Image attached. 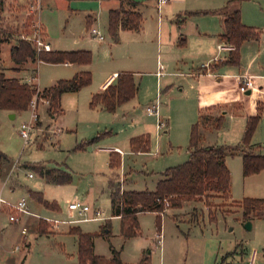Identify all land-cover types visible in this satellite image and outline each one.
I'll return each mask as SVG.
<instances>
[{
	"label": "rangeland",
	"instance_id": "1",
	"mask_svg": "<svg viewBox=\"0 0 264 264\" xmlns=\"http://www.w3.org/2000/svg\"><path fill=\"white\" fill-rule=\"evenodd\" d=\"M5 1L4 13L0 16V26H3L4 31L12 34L9 40L12 45L16 42V38L25 32L27 4L32 0ZM48 1V5L43 6L42 13L50 25L47 27V32L52 38L53 48L68 51L90 50L93 52L96 67L104 66L110 54L109 45L115 42L107 30L108 10L99 9L97 0ZM116 1L110 2L115 4ZM134 1L142 3L141 12L146 30L120 32L118 40L127 46L126 39L142 37L144 43L151 44V67L145 68L144 72L154 70L153 60L156 62L157 56L161 61L165 59L161 45L159 49L156 46L157 18L163 19L166 25L163 37L173 40L176 34L185 35L187 29L196 28L200 19L211 14L206 12L219 10V8L212 9L215 8L212 6L226 4V0H170L159 10L158 0ZM121 6L128 11L137 9L130 4V0H121ZM242 7L248 12L257 9L264 13V0H242ZM90 9L94 10L97 20L88 27L86 12ZM93 28L105 34L106 39L103 42L91 35ZM1 57L5 72L8 76L12 75L10 68L14 64L7 42L2 45ZM63 69L61 65L39 64L35 71H31L33 70L31 68L23 75L29 76L28 81L35 76L33 84L38 83L43 88L50 84L51 78L57 74V71ZM170 79L172 84L168 91L164 88L165 83L163 90L161 86L158 90L155 78L146 76L144 82L140 83V100L137 98L131 100L130 103L121 105L115 112L90 111L88 103L82 105L78 112L72 102L66 101L63 105L64 115L57 116L56 120L53 117L54 121L48 115L47 104L40 102L39 120L29 145L24 144L20 129L24 123L30 122L32 110L18 113L15 119H11L8 112L0 111V151L9 158V161L3 163L7 173L12 170L9 185L15 181L20 186L17 189H24L27 186L37 188L46 198L56 199L63 209L61 215H53L43 208L39 211L41 216H49L53 220L68 219L69 213L75 219L93 217L91 212L83 217L78 212L68 213V204L74 201L99 210L102 219L83 220L76 225H80L84 232L96 234L94 251L107 259L111 258V245L119 251L122 250L121 258L124 264H140L145 257L151 260L148 264H231L237 263L246 255L245 253L255 249L259 251L256 264H264V210L260 209L251 217L249 221L253 226L252 229H247L248 221L244 218L242 207L239 206L245 198H264V170L245 176L242 153L227 157L232 181L230 201L225 204H221L224 201H217L211 213L203 203L167 210L162 218V244L158 243V217L154 212L139 215L140 236L124 242V238L120 235L121 220L112 216L111 211L109 189L111 179L114 178V182L122 191L126 176L129 179L125 184L126 190L154 191L158 181L164 178L162 175L166 169L181 165L189 159L191 130L198 120L193 101L194 91L189 84L184 83L186 81L184 77ZM182 89L185 91L184 95ZM157 104L158 113L150 115L147 108ZM208 126L211 127L210 124ZM208 126L206 132L210 129ZM58 128L60 132L56 136L53 135V130ZM142 132L150 136V152L137 154L130 152L129 134L137 136ZM224 135L215 133L214 138L221 142L230 134L226 132ZM97 137V141L87 150H76L78 144ZM234 140L232 142H235ZM115 147L121 148L126 153L122 154L121 167L113 176L114 172L109 167L110 153L105 149ZM28 164L38 165V169L44 165L45 168L54 171L55 168L68 171L72 182L61 186L46 184L36 169L26 166ZM125 172L129 174L126 175ZM30 173H33L34 178L29 177ZM7 191L5 190L4 197L9 195ZM19 193L21 191L18 190L15 195ZM15 195L13 201L9 200L10 202L14 203L16 202L14 200H18L19 197ZM7 213L6 209L0 212V230L2 229L0 257L10 252L6 258H11L18 264H79L76 239L68 234L32 240L33 246L25 254V247L22 244L18 245L22 239H20V226L10 222ZM212 216L215 218H211ZM108 223L111 230L110 239L102 234L104 226ZM26 227L29 233L42 227L46 231L59 229L46 223H28ZM16 245L20 247V251L14 252ZM24 251L25 253H22Z\"/></svg>",
	"mask_w": 264,
	"mask_h": 264
},
{
	"label": "trees",
	"instance_id": "2",
	"mask_svg": "<svg viewBox=\"0 0 264 264\" xmlns=\"http://www.w3.org/2000/svg\"><path fill=\"white\" fill-rule=\"evenodd\" d=\"M134 7L138 3L130 0ZM226 6L206 13H220L225 17V31L221 39L232 45L234 49L230 52L227 61L214 62L209 69L214 71L222 64L239 65L241 61L240 49L246 41H259L261 32L253 26L245 25L242 21L241 11L229 12ZM27 20H31L29 17ZM144 18L142 13L136 9L125 10L122 6L111 10L109 13L108 31L115 42L118 41L120 30L140 31L143 27ZM26 23H28L26 21ZM29 30V23L25 24V31ZM12 34L4 31L0 26V110L11 112H22L29 109L32 99L37 96L38 101L48 102V114L52 117L62 115V96L67 92H77L91 85L93 76L90 71H83L71 79H62L54 85L40 89L36 84L29 81L23 82L18 78L8 77L2 65V45L9 43ZM12 68L19 72L29 62L36 64L46 62L51 64L73 63L89 66L93 62V53L90 50L61 51L37 53L34 45L20 37L16 38L10 50ZM201 70L205 68H200ZM35 71V70H34ZM138 85L132 73H119L116 81L110 84L104 91L93 95L90 107L95 109L102 107L108 112H115L117 108L130 101L137 95ZM261 119V112L256 116L248 117L246 130L241 145H202L201 129L207 128L220 130L224 124V116L213 117L201 114L199 121L193 124L189 146V159L178 166L170 167L163 173L154 191H122L114 178L109 183L112 216L121 219V236L130 239L141 235L139 215L146 212H154L158 217V230H161L163 214L169 209L182 208L186 205L203 203L211 210L217 205V201L226 202L231 200V172L227 166L228 156L242 153L243 173L245 176L260 173L264 170V155L246 152L250 146L252 137ZM98 139H92L78 144L76 150H84L86 146L93 144ZM151 150V139L147 134L135 136L131 139V152L145 153ZM121 154L117 151L110 153L109 167L116 173L121 167ZM8 159L7 155L0 151V163ZM39 173L47 180L57 184L71 182V175L60 173L40 167ZM41 202L47 207L57 209L58 205L41 197ZM239 205V204H238ZM244 218L249 221L260 209L264 210V198H245L241 201ZM211 218H215L212 216ZM69 233L76 236L78 242L79 264H124L121 251L113 245L110 246L112 257L107 259L99 256L94 251L96 234L84 232L80 227H72ZM102 234L110 239V224H106ZM229 255V254H228ZM264 255V251H263ZM223 261H225L223 259ZM149 258L145 257L140 264H148ZM235 264V263H231Z\"/></svg>",
	"mask_w": 264,
	"mask_h": 264
},
{
	"label": "crops",
	"instance_id": "3",
	"mask_svg": "<svg viewBox=\"0 0 264 264\" xmlns=\"http://www.w3.org/2000/svg\"><path fill=\"white\" fill-rule=\"evenodd\" d=\"M16 1L18 2L21 0H16ZM110 1L111 0H97V2H99L97 6L99 9L105 8L108 10V22H109L110 11L114 9H118L121 6V0L120 1L117 0L115 4H111ZM5 2H6L5 0H0L1 3L0 16L4 13L3 9L5 6ZM48 3H49L48 0H43L42 8H41L42 10L38 14V20L44 26L47 41L52 46V38H50L47 32L48 31L47 27H49L50 25L48 20L42 13L43 6L45 4L48 5ZM137 3H138L137 9L141 12L142 3L141 2H137ZM225 6L227 8L226 10L229 12L240 10L243 23L248 26L256 27L261 32V38L259 41L250 40L242 44L240 49L241 61L239 65L222 64L214 71L210 70L209 68H205L203 70L200 69L204 64H212L216 60H217L216 63L220 61H227L229 58V54L231 51L220 50L219 48L221 44L224 46L229 45L226 41H223L221 39V35L225 31V25H224L225 17L223 14L211 13L210 15H205L206 17L200 19L199 24L196 28H190L186 30L185 32L186 36L183 33L181 34L179 33L175 35V38L173 40L171 38L166 39L165 37H163L166 25L163 19L161 20V18H157L155 27L157 30L158 40L156 42V46L159 49L161 45L164 51L163 55L165 59L161 61L159 56H157L156 62L153 60L154 62L153 66L155 67L154 70L152 71L150 70V72H144L145 68L151 67V44L144 43L142 37L140 38L134 37L125 40L127 42V46L123 45L124 43H121V41L119 40L117 42H114L113 44H110L109 45L110 54L107 56L105 60L106 62L105 65L100 68L96 67L94 61L89 66L78 65L73 63L52 64L54 66L61 65L64 68L63 71H57V74L51 78V82L48 86L41 88L38 83L37 86L40 89H44L54 85L59 80L71 79L76 74H79L83 71H90L93 76V81L91 85L77 92L64 93L62 96V107L64 104H66L67 101V102H72L75 108L77 107L78 112L80 111L82 105L85 106L86 103H88L90 111L91 110L106 111L102 107H97L95 109H92L90 107V102L94 94L104 91L110 84L115 83L116 77L119 73H124V72L132 73L135 77V81L138 85V91H137V95L131 100H134L136 98L140 100L141 98L140 83L144 82V78L146 76H151L152 78H155V82H157L158 84V90H160V86L161 89L163 90V83H165L164 88H166L167 91L169 89L170 84H172V79L170 78L182 76L186 80L184 83L189 84L193 88L194 91L193 101L195 102V106L197 109V113H196L198 117L197 121H199L201 114H206V115L208 114L213 117H217L220 115L224 116V124L220 130H214L210 128L206 132L205 131L206 128L201 129L202 145H230V146L241 145L246 130L247 118L256 116L259 112H261L260 122L252 137L250 146L247 147L246 149H248V151L253 152L255 154L264 155V13L259 12L257 9H255V11L253 12H248L247 9L246 10L243 9L242 0H226V4L222 6H212L215 7L212 9H218V8L221 9ZM96 20L97 18L94 10L93 9L88 10L86 12L87 26L88 27L92 26L96 22ZM144 22H143V27L140 31L120 30L119 34L120 32H142L143 30H146V27L144 28ZM108 27L109 26L107 25V30ZM101 34L104 36V40H105L106 39L105 34L103 33ZM8 44L11 50L12 46L16 44V42L12 45L10 43ZM52 50H58V49L53 48L52 46ZM61 51H68V50H61ZM39 64H46V62H38L36 64L29 62L25 64L19 72L14 71L12 69L15 66L13 65L10 68L12 70V75L8 76L7 73L6 72L5 73L8 77L18 78L23 82H27L29 76L26 75L24 76L23 74L27 71H30L31 68L33 69L31 71H34ZM47 64H51V63H47ZM161 65L163 66V70H162L163 75L158 76L157 73L159 72ZM244 74L251 75L253 77L256 83V87L253 90L247 91L246 93H241L238 88L237 77ZM183 89H182V95H184L185 93ZM130 101L126 102V104L130 103ZM47 110H48V105H47ZM0 111L8 112L11 119H15L18 113H20V112H11L8 110H0ZM64 113L65 111L63 112L62 115H64ZM62 115H58V117ZM56 117L57 116H55V120ZM50 118L51 120H54L52 116H50ZM40 122H42L41 117H40ZM226 132L230 135L228 138H224L222 140L223 142L217 141V138H214L215 133L216 134L222 133L224 135ZM143 134L145 135L146 133L142 132L141 135ZM139 135L140 134H138L137 136ZM135 136L136 135L133 134H129L128 136L130 142V152H131V139ZM230 137L231 140H229ZM233 139H235L234 140L235 142H232ZM88 147H90V145L86 146L84 151L87 150ZM105 150L106 152L109 153L114 152L116 150L121 154V157L122 154L126 153L124 152V150H122L119 147H115L113 149H105ZM99 151H103V150L99 149ZM6 161H9V158ZM3 163H0V181L3 180L2 181L3 183L0 187V193L4 197L5 190H8L7 192H9V195L5 197L8 199V201L9 200L13 201L12 198H14L16 191L18 190L21 191L19 195H15V197L17 198L19 197L18 200H14V201L18 202L22 198H26L28 209L31 213L34 214V215L21 214L20 215L22 219L21 222L19 223L14 222L15 224H19L20 226L19 227L21 234L20 239L21 238L22 239L18 245L22 244L23 247H25L26 249V253L25 251L22 253L27 254V252H29L31 247L33 246V241H37L40 238L51 237V236L55 237L57 234L72 235L69 233V230L72 227H80L82 229L80 225H76L77 223H81V222H76L74 224L64 223L60 225L59 229L57 228L58 231H46L42 227V228L34 229V232H30V233L28 232V234L26 235L22 234L21 230L23 226L27 225L28 223L51 224V222L47 221L46 218L48 219H52V218H49V216L43 217L39 214L40 213L39 211L42 208L46 212L51 213L53 215H61L63 213V209L60 203L56 199L52 200L46 198L44 193L38 190L37 188H30L27 186L24 189L23 188L17 189L20 186L15 181L9 185V180L12 178V176L10 175L12 170L10 169V172L7 173ZM226 163H227V159H226ZM26 166L32 167L38 171V165L28 164ZM42 166L45 167L44 165ZM55 170H56L55 173L57 175L60 174L61 172L67 175L70 174L68 171L61 170L60 168H55ZM124 174L127 175L129 174V172H125ZM113 176H115V172L113 173ZM41 177L46 182V184H51V185L61 186V185L70 184L72 182L71 179V182L67 184H57L55 182L47 180L42 175ZM30 178H34V175L33 177ZM128 181H129L128 176H126V182L124 183V187H123L124 191H129L126 190L125 188V184ZM41 197L44 200L56 203L58 205V208L57 209L47 208L41 202L40 200ZM0 212H3V210H1ZM7 212L9 213V211ZM69 212L70 210L68 208V213ZM71 215L72 214L69 213L68 219H62L60 221L69 220L72 217ZM118 218L120 219V217ZM64 226L67 227L64 228ZM0 232H2V229L0 230ZM74 238L76 239V243H77V257H78V242L76 236H74ZM127 240L128 239H124V242H126ZM9 253L10 252H8L6 255L3 256L1 255L0 257L1 264H18L13 262L11 258H6ZM245 254L246 255H244L240 259V261H238L239 263L235 262V264L257 263L259 258L258 250L253 249L251 250L250 253H245ZM111 257H112V253H111ZM25 259L26 256L24 258V261ZM150 261L151 260L149 258V263Z\"/></svg>",
	"mask_w": 264,
	"mask_h": 264
},
{
	"label": "built area",
	"instance_id": "4",
	"mask_svg": "<svg viewBox=\"0 0 264 264\" xmlns=\"http://www.w3.org/2000/svg\"><path fill=\"white\" fill-rule=\"evenodd\" d=\"M42 0H32L30 1L27 5H28V9L26 12V21L29 23V30L22 32L20 34V38L21 39H26L28 41H30L37 53H42V52H49L52 51V46L51 44L47 41V37H46V32L45 29L42 25V23L38 20V18H36V14L40 12L41 8H42ZM169 2V0H158V6H159V10L161 9V7L165 4H167ZM0 8H1V3H0ZM31 18V20H27L28 18ZM25 23V24H28ZM91 35L93 37L98 38L100 41L104 40V36L100 33L99 30L93 28L91 29ZM220 50H230L232 51L234 49V47L232 45H220L219 46ZM217 62V60L215 61ZM210 64H204L202 65V68H209ZM163 66L161 65L159 72L157 73L158 76H162L163 75ZM36 77L33 76L32 78H30V83H33L35 81ZM237 83H238V88L239 91L241 93H246L249 90H253L256 87V83L255 80L253 79V77L251 75H241L237 77ZM44 103L48 104L47 101H44ZM40 105V102L38 101V97L35 96L30 104L29 109L32 110V118L30 120L29 123H24L21 126L20 129V136L21 138L24 140V144L25 145H29L31 142V136L32 133L36 130V123L39 120V112H38V107ZM147 111L150 115L152 114H157L158 113V104L155 106H150L147 108ZM60 132V129L58 128L57 130H53V135H57ZM30 177H33V174L30 173L29 174ZM68 208L71 212H78V214L80 216H85L88 213H93V217H85V218H81V219H75V218H70L69 220L66 221H60V220H53V219H48L46 218L47 221L51 222V224L55 227V228H59L60 225L64 224V223H68V224H74L76 222H81L83 220H97V219H102V214L99 210L96 209H92V207L90 205L81 203L79 201H74L69 203ZM6 209L7 211H9V221L11 222H16L19 223L21 222V214H28V215H34L33 213H31L28 209V204H27V199L26 198H22L21 200H19L16 203L10 202L8 200H6L2 194L0 193V211ZM22 234H28V227L23 226L22 230H21ZM157 238L158 243L162 244V232L161 230H159V234H157ZM19 246H16L14 251H18L19 250Z\"/></svg>",
	"mask_w": 264,
	"mask_h": 264
},
{
	"label": "water",
	"instance_id": "5",
	"mask_svg": "<svg viewBox=\"0 0 264 264\" xmlns=\"http://www.w3.org/2000/svg\"><path fill=\"white\" fill-rule=\"evenodd\" d=\"M252 223L250 222V221H248L247 223H246V228L247 229H252Z\"/></svg>",
	"mask_w": 264,
	"mask_h": 264
}]
</instances>
